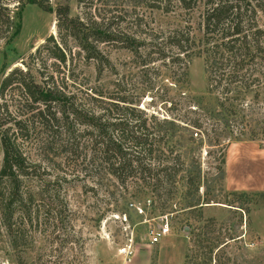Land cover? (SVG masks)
I'll use <instances>...</instances> for the list:
<instances>
[{
	"label": "trees",
	"instance_id": "trees-1",
	"mask_svg": "<svg viewBox=\"0 0 264 264\" xmlns=\"http://www.w3.org/2000/svg\"><path fill=\"white\" fill-rule=\"evenodd\" d=\"M145 1L152 10L172 14L171 25L153 27L141 13L135 15L131 31L101 28L59 9L57 24L68 25L98 74L117 73L99 42L128 49L140 78L149 63L167 59L171 97L164 100L162 113L76 77L68 89L52 75L38 82L28 68L15 66L3 75L0 178L10 186L7 209L20 197V179L34 175L46 161L65 168L63 178L83 182L86 191L103 189L111 197L148 194L167 212L174 210L171 200L186 188L187 203L199 204V183L205 176L194 152L206 146L210 154L218 148L214 168L221 174L223 137L240 127L234 135L239 140L252 125L264 133V28L259 24L264 0ZM16 3L18 13L25 4L51 11L49 0ZM10 12L8 2L0 0V38L6 41L20 30ZM60 54L65 61L61 49ZM193 56L205 61L206 91L213 101L192 96L184 87ZM181 66L179 82L174 75Z\"/></svg>",
	"mask_w": 264,
	"mask_h": 264
},
{
	"label": "rangeland",
	"instance_id": "rangeland-1",
	"mask_svg": "<svg viewBox=\"0 0 264 264\" xmlns=\"http://www.w3.org/2000/svg\"><path fill=\"white\" fill-rule=\"evenodd\" d=\"M6 1L20 30L9 41L0 38V82L18 66L28 68L38 82L52 75L73 89L76 77L163 112L164 100L171 97L167 59L149 63L140 78L128 49L99 42L117 73L98 74L68 25L57 24V11L127 31L136 14L153 27L171 25L172 14L152 10L145 0H49L51 11L25 4L20 13L16 0ZM194 21L196 26V15ZM259 24L264 28L263 17ZM181 71L182 66L175 67L179 82ZM183 84L190 95L213 101L202 56L191 58ZM240 130L221 139V174L214 168L218 148L210 154L206 146L194 152L205 176L199 183L201 203H187L189 194L182 188L171 200L172 211L164 212L148 194L111 197L103 189L83 190V182L64 179L65 168L47 161L20 179V197L7 209L10 186L0 178V264H264V133L252 125L236 140ZM162 227H168L167 233L152 241V231Z\"/></svg>",
	"mask_w": 264,
	"mask_h": 264
},
{
	"label": "built area",
	"instance_id": "built-area-1",
	"mask_svg": "<svg viewBox=\"0 0 264 264\" xmlns=\"http://www.w3.org/2000/svg\"><path fill=\"white\" fill-rule=\"evenodd\" d=\"M168 231V227H162L161 230L157 231L156 233L154 231H152V241H157L158 240V236L164 235L166 234Z\"/></svg>",
	"mask_w": 264,
	"mask_h": 264
}]
</instances>
